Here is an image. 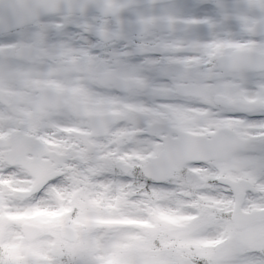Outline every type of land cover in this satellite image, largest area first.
<instances>
[{
  "label": "snow or ice",
  "instance_id": "obj_1",
  "mask_svg": "<svg viewBox=\"0 0 264 264\" xmlns=\"http://www.w3.org/2000/svg\"><path fill=\"white\" fill-rule=\"evenodd\" d=\"M93 2L41 0L53 23L27 9L31 39L0 37V264H264V83L244 86L264 0H148L133 51L122 5L109 33ZM19 78L24 114L3 103Z\"/></svg>",
  "mask_w": 264,
  "mask_h": 264
},
{
  "label": "clouds",
  "instance_id": "obj_2",
  "mask_svg": "<svg viewBox=\"0 0 264 264\" xmlns=\"http://www.w3.org/2000/svg\"><path fill=\"white\" fill-rule=\"evenodd\" d=\"M116 5H122L119 19L123 22V31L132 40L129 45V51H133V44L135 43L134 36L137 31L135 23L138 15L148 16L154 14L152 5L148 0H132L130 4L120 3L118 0H108ZM229 7L239 5L245 7L243 0H226ZM195 0H162L159 7L174 6L179 10L187 11L193 7ZM55 6L58 9L67 7L65 0H56ZM106 6V0H94L88 6V16L90 19H102L108 22V27L105 31L111 33L116 30L119 25H114V19L110 15L104 13L103 9ZM27 9H35L40 13V23L51 24L53 23V14L49 13L46 7L41 3V0H0V24L3 25V31H0V37L13 38L16 41L27 42L31 39L34 32L37 30L38 25L35 22H22L20 19L21 14ZM59 15V13H57ZM251 17L255 21L254 31L247 34V38L251 41L257 42L259 45L264 46V26L259 22L264 19V12L254 10L251 12ZM57 38H61L57 36ZM122 41L116 40L112 37L106 42L104 51H111L112 48H119ZM76 45L73 44V47ZM257 82L264 83V72L251 73L249 79L244 84L245 87H254ZM16 90L9 91L5 89L3 103L5 109L11 108L15 112L24 114L31 110L32 104L30 100L32 97L39 94V88L35 84H29L24 78L16 80ZM102 81H91L87 78L80 80V86L84 88H93ZM101 114L109 119H119L127 115L124 108H107L100 110Z\"/></svg>",
  "mask_w": 264,
  "mask_h": 264
},
{
  "label": "flooded vegetation",
  "instance_id": "obj_3",
  "mask_svg": "<svg viewBox=\"0 0 264 264\" xmlns=\"http://www.w3.org/2000/svg\"><path fill=\"white\" fill-rule=\"evenodd\" d=\"M118 2L130 4L132 2V0H118ZM122 11H123V9L120 10V12H122ZM0 30H2V29H0Z\"/></svg>",
  "mask_w": 264,
  "mask_h": 264
}]
</instances>
